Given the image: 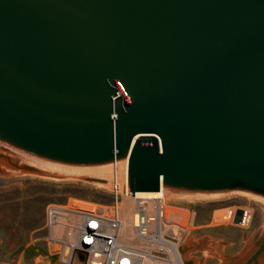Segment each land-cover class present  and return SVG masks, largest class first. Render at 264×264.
<instances>
[{
    "label": "water",
    "instance_id": "water-1",
    "mask_svg": "<svg viewBox=\"0 0 264 264\" xmlns=\"http://www.w3.org/2000/svg\"><path fill=\"white\" fill-rule=\"evenodd\" d=\"M0 142L73 167L128 160L132 196L264 199V0H0ZM25 173L105 182L0 150V176ZM243 240L228 258L189 236L180 254L264 264V222Z\"/></svg>",
    "mask_w": 264,
    "mask_h": 264
},
{
    "label": "rangeland",
    "instance_id": "rangeland-1",
    "mask_svg": "<svg viewBox=\"0 0 264 264\" xmlns=\"http://www.w3.org/2000/svg\"><path fill=\"white\" fill-rule=\"evenodd\" d=\"M107 165L109 164L102 166ZM112 168L110 166L108 171L109 178ZM51 171L86 177L63 169ZM169 193L170 197H166L169 205L187 207L193 212L194 224L190 235L193 240L210 237L229 243L222 246L224 257L231 258L240 252L246 245L243 232L247 239L264 222V204L240 191H232V193L228 191L216 197L205 195L200 196L201 198L182 195L172 190ZM69 199H74L75 203L82 207L95 204L107 205L111 203L112 195L108 185H99L81 179L50 178L32 173L0 176V263H54V251L45 241L44 209L50 202H67ZM232 206L251 210L252 219L249 225L238 226L239 223H234V220L233 222L216 221L215 213ZM192 257L201 259L202 251H190L187 258ZM203 262L218 264L221 261L216 256H205Z\"/></svg>",
    "mask_w": 264,
    "mask_h": 264
},
{
    "label": "built area",
    "instance_id": "built-area-1",
    "mask_svg": "<svg viewBox=\"0 0 264 264\" xmlns=\"http://www.w3.org/2000/svg\"><path fill=\"white\" fill-rule=\"evenodd\" d=\"M127 170L128 160L126 165L113 166L108 180L110 204L82 207L74 199L46 204L43 227L45 241L55 254L52 264H135L134 252L120 239L126 200L132 202L134 235L148 257L163 264H184L180 248L191 235L193 212L169 205L163 193L141 197L127 194Z\"/></svg>",
    "mask_w": 264,
    "mask_h": 264
},
{
    "label": "bare ground",
    "instance_id": "bare-ground-1",
    "mask_svg": "<svg viewBox=\"0 0 264 264\" xmlns=\"http://www.w3.org/2000/svg\"><path fill=\"white\" fill-rule=\"evenodd\" d=\"M0 150L7 153L8 155L18 159V160H20L21 162H23L27 165H32V166L39 168V169H43V170H47V171L63 169L64 171H68L69 173L82 174V175H85L86 177L101 179V180L105 181V182H95L96 184H99V185H108V179H109L108 171L110 169V166L113 167L115 164L126 165V162H127V160H124V161L110 163L107 166L101 165V166H96V167H73V166H66V165L60 166V164L45 163V162L39 161L37 159L22 155L20 153H17L15 151L11 150L10 148L6 147L1 142H0ZM90 168H100V169L92 170ZM232 191L235 192L238 190H230L231 193H232ZM169 192H170V189H160L159 191H148V192H139L138 191V192H134V194L137 197H141V196H157L160 193H163L165 195V197H170L171 194ZM240 192H243V191H240ZM243 193H246L249 198H253V199L258 200L259 202H262L264 204V199L259 198L255 195H252V194L247 193V192H243ZM213 195L216 197L217 195H221V194H213ZM213 195H209V197H212ZM190 196H196V198H197V196L204 197L205 195H190ZM125 203H124L123 214H122V227H121L120 239L124 244H126L134 252V254L136 256L135 257V264H163L157 260H154L151 257H148V253L146 252L145 247H143L141 245L139 239L137 237H135L132 225L130 224L132 202L129 201L126 204ZM79 206H82V205H79ZM237 207L238 206H232L230 208L223 209V211H220L223 213H220V212L215 213L214 217L216 218V221H228V222L232 221L233 222L236 210L241 209L244 212L242 214V220L237 225L238 226L249 225L251 222V219H252L251 218L252 217L251 210L245 209V207H243V208L242 207L237 208Z\"/></svg>",
    "mask_w": 264,
    "mask_h": 264
},
{
    "label": "flooded vegetation",
    "instance_id": "flooded-vegetation-1",
    "mask_svg": "<svg viewBox=\"0 0 264 264\" xmlns=\"http://www.w3.org/2000/svg\"><path fill=\"white\" fill-rule=\"evenodd\" d=\"M261 254H264V251H263ZM257 259H258V258H257ZM257 259L254 261V263L257 261Z\"/></svg>",
    "mask_w": 264,
    "mask_h": 264
}]
</instances>
